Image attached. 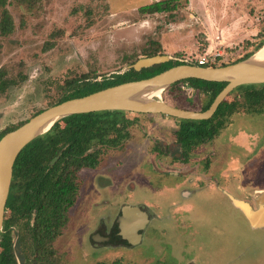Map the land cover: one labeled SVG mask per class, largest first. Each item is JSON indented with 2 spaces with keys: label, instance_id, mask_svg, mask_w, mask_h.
<instances>
[{
  "label": "rangeland",
  "instance_id": "374dc122",
  "mask_svg": "<svg viewBox=\"0 0 264 264\" xmlns=\"http://www.w3.org/2000/svg\"><path fill=\"white\" fill-rule=\"evenodd\" d=\"M26 1L9 0L14 31L0 36V69L17 81L0 96V132L57 102L75 80L121 74L154 52L188 62L205 56L218 66L264 38V0H187L172 14L151 15L138 9L158 0ZM178 90L170 96L179 107L199 112L207 103L185 84ZM255 90L264 91V84ZM245 95L241 88L225 98L236 103L231 129L196 149L187 164L173 159L174 118L127 113L129 138L106 151L96 169L79 174L77 201L54 243V264H264V230L252 229L222 193L253 203V191L264 190V102L250 107ZM211 148L218 153L215 189L206 187L209 176L196 185L189 181L207 174ZM224 176L233 177L228 186ZM123 207L145 215L139 243L94 241ZM5 219L14 239L25 235L22 221L11 224L8 211ZM14 252L26 254L24 246Z\"/></svg>",
  "mask_w": 264,
  "mask_h": 264
},
{
  "label": "trees",
  "instance_id": "16d2710c",
  "mask_svg": "<svg viewBox=\"0 0 264 264\" xmlns=\"http://www.w3.org/2000/svg\"><path fill=\"white\" fill-rule=\"evenodd\" d=\"M183 1L186 2L187 0H158L141 6L138 12L147 15L172 14L178 10ZM28 4L29 0L26 1V5ZM8 5L9 0H0L1 37H7L14 31V23L7 8ZM259 37L260 35L256 36V38ZM263 45L264 38L254 49L240 58L226 64L218 66L212 64L210 66L221 67L237 63L251 56ZM156 54L158 52L148 56H155ZM185 64L198 66L197 61L188 62L173 58L165 63L144 68L139 72L129 69L123 74H113L100 81L96 78L75 80L70 91L49 107L122 83L147 79L171 67ZM16 84V80L7 77L5 69H0V96ZM182 84L207 96V103L200 109V112L208 109L214 98L226 85V83L190 79L172 84L165 90L164 94H161L162 99L167 104L184 110L189 109L176 105L177 99L170 96L171 92L179 91L178 87ZM255 86H240L233 91L245 88L248 105L255 107L264 102V91L255 90ZM165 96L168 98L166 99ZM185 101L186 103L190 102L187 99ZM235 108V103L223 102L211 120L175 119L177 121V130L174 133L176 143L184 148L199 143L201 140L210 139L216 133L213 126L217 123V117L220 119L225 114L235 111ZM43 110L37 111L33 116ZM127 113L102 111L68 116L56 122L46 133L29 142L16 157L5 212L11 213L12 219L9 221L11 224L22 221V230L26 236L21 232L18 246H24L25 253L32 256L33 264L43 263L44 260L47 261V264H53L56 253L54 242L66 229L69 222V212L77 201L79 174L85 169H96L106 151L120 148L123 142L129 138L128 128L132 125V121L127 119ZM28 120L2 130L0 139ZM156 150L155 147L152 149V151ZM7 233L0 235V264H15L11 237ZM107 237L109 239L107 244L109 245L127 246L114 238L112 229Z\"/></svg>",
  "mask_w": 264,
  "mask_h": 264
},
{
  "label": "water",
  "instance_id": "95a60500",
  "mask_svg": "<svg viewBox=\"0 0 264 264\" xmlns=\"http://www.w3.org/2000/svg\"><path fill=\"white\" fill-rule=\"evenodd\" d=\"M262 48L263 46L256 53L237 63L221 67L178 65L147 79L122 83L83 97L73 98L43 110L15 130L6 133L0 139V232L16 157L29 142L46 133L56 122L72 115L102 111L162 115L187 121L208 120L236 88L243 85L264 84V65L253 62L254 56ZM170 59L163 55L138 59L125 71L132 69L139 72L144 68L165 63ZM188 79L226 83V85L217 94L208 109L203 112L176 108L163 101L160 94L172 84ZM158 91H160L158 97H149L150 94ZM49 123H51L49 128L42 132ZM261 192L264 191H259L258 196ZM231 203L244 213L253 227L264 226L263 223L258 224L252 220L253 214L249 210L248 203L234 198L231 199ZM256 204L259 209L264 206L257 202V199ZM146 222L145 215L141 214L138 209H124L113 223L112 234L121 244L134 246L138 244L140 240L138 232L144 228ZM93 240L109 242L108 237L98 234L94 235Z\"/></svg>",
  "mask_w": 264,
  "mask_h": 264
},
{
  "label": "flooded vegetation",
  "instance_id": "af4514ba",
  "mask_svg": "<svg viewBox=\"0 0 264 264\" xmlns=\"http://www.w3.org/2000/svg\"><path fill=\"white\" fill-rule=\"evenodd\" d=\"M202 95H204V94H202ZM204 96H206V95H204ZM246 96V95H245ZM207 97V96H206ZM223 102H226L227 104H232V103H228L226 100H224ZM222 102V103H223ZM221 103V104H222ZM220 104V105H221ZM236 104V103H235ZM260 104V103H259ZM258 104V105H259ZM219 105V106H220ZM210 106V105H209ZM218 106V107H219ZM193 111V110H192ZM198 112V111H197ZM200 112V111H199ZM216 112V111H215ZM235 113H237V110H236V108H235V111H233L232 113H227V114H225L222 118H220V119H218V117H217V119H216V121H217V123L213 126L214 128H215V130H216V133L210 138V139H206V140H201L199 143H196V144H192V145H189V146H187V147H184V148H182L178 143H176V137H175V144H176V146H177V149H178V153H176L175 154V156L173 157V159H174V161L175 162H182V164H187L188 163V161H189V159H190V157L194 154V153H196L195 152V150L196 149H198L200 146H205V145H207L208 143H211L214 139H216V138H218L221 134H223V133H227L231 128H230V125H231V123H229V124H227V122H228V120L230 119L231 120V118L230 117H232ZM255 114L256 115H259V114H261V111H259V110H256V112H255ZM213 116H214V114L208 119V120H211L212 118H213ZM208 120H204V121H208ZM232 120H233V118H232ZM244 134V136H247L248 137V135L245 133V131H242ZM242 135V136H243ZM174 136H175V134H174ZM155 148H157V147H155ZM205 151H208V149L206 148V150ZM210 152H209V160H211V161H209V167H208V172H207V174L205 175V176H199L198 178H195V180H193L192 178H190L189 179V181H191L192 180V182H193V184L194 185H196L197 183L196 182H201V181H204V178L203 177H207V176H209V177H211V180H210V183H206V187H208V188H211V189H215V188H217V183H216V178L218 177V176H215V175H217L218 174V169H216V168H213V163H215L216 162V159H217V156H218V153L217 152H215V150H213L212 148L209 150ZM154 153H157V154H159L160 153V151L158 150V148H157V150L156 151H153ZM218 160V159H217ZM207 163V165H208V162H206ZM227 164H231L232 165V163L231 162H226L224 165H227ZM207 169V168H206ZM173 174H176L175 172H173ZM225 175H226V173H225ZM225 178H224V180H225V182L223 183L224 185H227L228 184V182H227V179H228V177H230V178H232L233 179V177L232 176H224ZM208 182V181H207ZM200 185V184H199ZM215 186V187H214ZM204 189V188H203ZM198 190H201V188H198ZM198 190H192V192H193V195H195L196 193H197V191ZM261 191H264V190H261ZM222 193H223V195L229 200V202H230V204H231V206L234 208V209H236V210H238L240 213H241V215L245 218V220L247 221V223L250 225V227L252 228V229H258V228H255V227H253L252 225H251V223L248 221V219L246 218V216L244 215V213L239 209V208H237V207H235V206H233L232 205V203H231V199L232 198H234L233 196H231L230 194H228V193H226V192H224V191H222ZM258 193H259V191H253V197H252V200H253V203L252 202H249V201H247L246 199H238V198H234V199H237V200H240V201H244V202H246V203H248V205H249V210L252 212V214H253V216H252V220H254V221H256V223H258L257 221H258V219H263L262 221V223L264 224V206L262 207V209H259V207H257V204H256V197L258 196ZM187 196H188V194H186ZM124 208H130V207H123V208H120V211H119V213L117 214V216H116V218L113 220V222H112V224L108 227V229L109 230H106V232L105 231H102V232H100V233H102L101 235L103 236V237H107V235L109 234V232H110V230L112 229V227H113V223L115 222V220L117 219V217L123 212V210H124ZM8 219H5V220H3V224H2V229H1V232H0V235H3V234H6L7 232H10V233H7L10 237H11V247H12V249H13V259H14V261H15V264H33L34 262L32 261V256H30L29 255V253H26V254H21V255H16L15 254V252H14V247L15 246H17L18 245V240H19V236L18 235H16V239H14V236H13V227L14 226H11L8 222ZM146 225H147V222L145 223V225H144V228L146 227ZM98 228H102V230L105 228V224L104 223H101L100 225H99V227ZM144 228L142 229V230H140L139 232H138V235H140V240H141V234H142V231L144 230ZM106 229V228H105ZM259 229H264V226H262V227H260ZM99 231H100V229H98V234L100 235V233H99ZM59 238V237H58ZM57 238V239H58ZM139 240V241H140ZM13 241V242H12ZM55 243V242H54ZM109 243V242H108ZM139 243V242H138ZM127 246H129V245H127ZM33 262V263H32ZM40 264H47V261L45 262V260H44V262L43 263H40ZM53 264H54V262H53Z\"/></svg>",
  "mask_w": 264,
  "mask_h": 264
},
{
  "label": "bare ground",
  "instance_id": "6f19581e",
  "mask_svg": "<svg viewBox=\"0 0 264 264\" xmlns=\"http://www.w3.org/2000/svg\"><path fill=\"white\" fill-rule=\"evenodd\" d=\"M256 53V52H255ZM253 62L256 63V64H262L264 65V45H263V48L254 56L253 58ZM160 94V91L158 92H155V93H152L149 95V97H158ZM161 95V94H160ZM51 123L47 124L44 129L42 130V132H45L49 126H50ZM263 198L264 199V192H261L260 195L256 198L257 199V202H260L259 200ZM261 203V202H260ZM262 205H264V203L262 202ZM261 206V205H260ZM258 207V206H257ZM256 222V221H255Z\"/></svg>",
  "mask_w": 264,
  "mask_h": 264
},
{
  "label": "built area",
  "instance_id": "2783aa9c",
  "mask_svg": "<svg viewBox=\"0 0 264 264\" xmlns=\"http://www.w3.org/2000/svg\"><path fill=\"white\" fill-rule=\"evenodd\" d=\"M196 61H197L198 66L209 67L213 63L214 58L209 59L205 56H202V57L198 58Z\"/></svg>",
  "mask_w": 264,
  "mask_h": 264
},
{
  "label": "crops",
  "instance_id": "0c3cea01",
  "mask_svg": "<svg viewBox=\"0 0 264 264\" xmlns=\"http://www.w3.org/2000/svg\"><path fill=\"white\" fill-rule=\"evenodd\" d=\"M227 186H228V184H227ZM263 219H258V224H261L263 221H262ZM262 227V226H261ZM260 227H258V229H259ZM264 230V229H263Z\"/></svg>",
  "mask_w": 264,
  "mask_h": 264
}]
</instances>
